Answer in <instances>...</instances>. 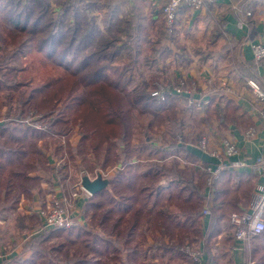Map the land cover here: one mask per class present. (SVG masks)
<instances>
[{
  "label": "trees",
  "instance_id": "1",
  "mask_svg": "<svg viewBox=\"0 0 264 264\" xmlns=\"http://www.w3.org/2000/svg\"><path fill=\"white\" fill-rule=\"evenodd\" d=\"M8 1L12 11L5 18L15 31L10 35L11 48L0 37L3 46L2 49L0 45V91L17 93L15 99L8 98V103L12 112L19 115L12 126L0 123V200H7L6 207L14 209L18 199L28 197L37 185V178L26 174L31 170L29 164L34 160L45 163L43 157L36 158L39 157L36 142L44 133L20 126L23 115L27 117L31 112H41L43 118L49 116V133L66 134L79 128V142L74 148L69 146V152L70 158L79 157L85 171L92 169L87 159L90 153L103 168H117L107 180L108 188L92 195L85 204V213L93 212L92 223L102 228L107 238L81 228H56L35 237L29 249L30 257L13 264H105L102 257L115 259V264H146L144 258L148 252L151 256L168 255L173 259L182 255L177 249L189 235L212 238L218 222L223 225L231 212L242 211L250 199L252 178L224 170L210 207L209 218L214 217L213 224L210 223L215 228L206 233L201 231L200 188L204 167L214 165L215 161L201 162L188 149L190 144L171 142L168 148L156 149L155 144H150L147 132L153 128L168 129L165 137L171 140L176 134L182 135L184 119L174 112L175 100L157 105L147 91V84L129 89L131 75L138 69L136 63L131 64V56L121 67L114 65L121 51V46H117L121 43L118 34L127 22H116L108 16L102 21L105 35L91 15V5L82 0ZM16 38L18 42L14 44ZM25 38L32 43L34 51L61 67L63 75L37 84L20 81L6 85V75L16 77L25 68L23 64L21 68L17 66L24 52L21 39ZM70 56L72 60L68 59ZM3 65H11L10 70ZM232 110L236 109L230 98L224 107L209 106L205 112L227 122L232 119ZM139 116L145 118V123L137 126L135 119ZM207 118L198 121L197 126L208 121ZM68 124L72 126L68 128ZM137 135H142L137 139L141 144L131 146ZM149 156H155V160ZM134 161L143 163L134 168ZM163 180H167L165 186L161 184ZM149 231L153 232L154 245L146 248L143 243H147L145 237ZM114 236L116 241L111 240ZM52 238L56 242L47 244ZM206 254L209 255L207 251ZM256 264H264L263 259Z\"/></svg>",
  "mask_w": 264,
  "mask_h": 264
},
{
  "label": "rangeland",
  "instance_id": "2",
  "mask_svg": "<svg viewBox=\"0 0 264 264\" xmlns=\"http://www.w3.org/2000/svg\"><path fill=\"white\" fill-rule=\"evenodd\" d=\"M75 1L78 2L81 0H74L73 2ZM82 1L88 4L92 0H82ZM7 2L9 1L7 0ZM169 4H170V0H167L163 4V6L161 7L160 15H161V20L163 22L165 33L168 36H172L174 30L173 32L168 31L166 14L164 13V9H163L166 8ZM5 10H6L5 15H8L12 11V6L8 5V7ZM93 11L94 9L91 10L92 16H94ZM2 15L3 14L0 15L1 18ZM178 15L179 12L176 14V18H175L176 20H174L175 23L177 21ZM94 18H95L94 21L98 22V24H100L99 21L103 20V18L99 19L100 16H98V18L97 17ZM2 23H3L2 20H0V24ZM175 23H174V29H175ZM1 38H3L5 41H8L10 45L9 48L13 46V44H10L12 38L10 37L9 34H7L6 31L3 32V36ZM17 38L14 44L18 42ZM21 41L23 42L22 46L24 52L22 54V58L20 59L21 61L20 63H18L17 66L18 68H21L25 65V68L17 72L16 77L14 76L9 77V75H6V77L8 76L5 80L6 85L16 84L20 81H28L31 84H37L39 82L45 81L50 77L63 75L64 71L61 67H58L57 65L53 64L43 54L41 55V53L34 51V49L31 46L32 43L29 41V39L25 38L23 40L21 39ZM0 45H1V41H0ZM1 48L3 49V46ZM119 54L113 61L114 65L119 64V67L125 64L126 61L130 60V56L138 60L137 54L133 56L130 53L126 52L124 53L123 58H121ZM68 59L72 60L73 56L68 57ZM139 65H141V63ZM10 68L11 65L5 67L6 70H10ZM183 68L184 67L182 63L175 61V63L172 64L171 66H166L165 68H163V70H161L162 72H164L163 74L165 77L163 76V74L159 75L158 73H156L157 70L154 65L153 68L138 66V69H136V71L133 72V74L131 75V79L128 85L129 89L141 88L144 87L143 84H147L146 85L147 91L149 92V95L153 101H155L154 100L155 98L153 99L151 96L153 94V91H157L159 89L164 90L166 91L164 103H167L169 100L176 101V108L174 112L177 113L178 115L177 117L179 119L183 118V116L186 115L192 117L191 123L190 121H185V119L183 118L184 127H185L184 132L182 135L176 134L173 140H171V138L167 136L165 137V134H167L168 129L161 127L155 130V128H153L150 132H147V134L150 135L149 136V138L151 139L150 144L156 145L153 147L154 149L158 147L168 148V144H171V142L175 144H184V145L190 144L196 147L199 151L203 152L204 154H207L208 156H210L209 153L211 152L214 153L220 151L221 149L220 146L221 144H223L224 141L230 144H235L231 139L224 138L220 141L219 144L216 145V148H213L211 146L208 129L211 127L212 121L218 122V119H216L212 114H207V112H205L204 109L199 110L195 106L187 107L190 99L192 97H195V95H198V97L201 99L205 97L201 96L198 93L197 83L194 80L188 79L185 73L186 70H184ZM125 69L129 70L128 68ZM177 73L179 74V76H176V78L174 79L169 78V76L174 77L175 75H177ZM166 79L168 81H166ZM0 81H2L1 78ZM218 87H220L219 89L224 95H229L233 93L232 86L230 84H224L222 80L218 82ZM171 90L175 92V95L173 96L171 95ZM80 92H82V89L80 90ZM16 96L17 93L0 91V123L2 122L3 124H9L8 126H12V124L16 119V116L19 115L18 112L17 113L12 112L11 107L8 103V98L10 99V97H12L13 99H15ZM88 101H90L88 103L92 104L91 100ZM224 101H226V98L221 103H219V105L224 107L225 105ZM157 105H161V103L160 104L158 103ZM204 106L208 108L209 106L212 105L211 102L208 100L207 104H204ZM205 116L208 117L207 118L208 121L202 123L200 126H197L198 123L197 121L195 122V120L198 117H201L200 119H198V121H203ZM135 120L138 122L137 126L143 125L145 123L144 117L139 116ZM49 121H50L49 116L43 118L41 112L40 113L31 112L27 115V117L23 115V118L20 123L21 128H23L24 130L35 129L34 131L39 130L42 131L41 133H44L43 135H40L39 139L36 142L37 145L36 149L39 154V157L36 158L41 159L43 157L45 163L39 160H34V162H31L32 165L29 164L31 170L26 171V174L28 173V176L37 178L38 180L36 183L37 185H34L35 187L32 189L31 194L28 197L21 196L20 199H18V204L14 209H8L6 207L8 204L7 200L4 201L0 200V253L2 255L3 264L7 261H10V263L13 264L14 262H17L20 259H26L27 257L29 258L30 257L29 249L30 246L32 248L33 239L37 236L42 235L44 232L47 231L51 232L55 230V228L49 229L45 225V222L52 211H58L61 214L62 219L64 221L62 226L63 229L74 230L77 228H81L92 232H98L99 234H101V236L107 238L102 228L99 229V227L97 228V226L92 223L91 216L93 212H88L87 214L85 213L86 201L92 195L90 194L88 195L86 192L82 191L80 189V185H81V179L84 176L89 178L91 181L96 179L97 177H100L103 180H108L112 175L116 173L117 168L110 166L103 168V166H101L100 164L98 163L96 164L93 154L90 153L87 159L90 160L91 164L89 165L90 168L92 169H89V171H87L88 170L87 169L85 171V167H83L82 165L83 162H81L79 157L70 158V152H69L70 150L69 146L71 148H74L79 142L80 139L79 128L76 127L75 129L66 132V134L63 133L59 134L55 132L53 134V133H49V128H50ZM220 124H224V123L219 121V125ZM71 126L72 125L70 124L67 125L68 128ZM202 128L204 129V131L202 130ZM249 130L250 128L248 130L246 129L243 132L244 138ZM62 131L65 132L66 130H62ZM45 134L47 135L45 136ZM254 136H255V132H254ZM136 137L133 138V140L130 142L131 146L135 144H141L138 143L137 139L141 138L142 135L141 136L137 135ZM202 142L204 144H202ZM149 158L155 160V156H149ZM142 163L143 161H134L132 163V166L134 168H137ZM204 173L205 174H204L203 186L200 188V193L203 201L202 202L203 208L201 210L200 220L203 219V215H202L204 209L203 197L208 187V180H209V174L207 173V165L204 167ZM220 177L221 175L219 176L217 181L213 184V186L210 188L213 192L217 188L218 183L220 182L221 179ZM161 184L165 186L167 184V180L161 181ZM252 192H253V188L251 193ZM213 195L214 194L212 193V196ZM80 200H84L83 202H80V206L82 205V207L77 208V202ZM2 207H5L4 210L2 209ZM242 212H244V210H242L240 213ZM232 213H236V212H231L230 214ZM226 218H228V216ZM226 220H225L226 222L222 225L223 231L226 230L227 228L229 218ZM211 222L212 224L214 222L213 215ZM67 223L70 225L66 226ZM211 227H213L212 229L210 228V230L212 231L215 227L214 225H211ZM158 233H156L155 235L157 238L160 237ZM152 235L153 232L149 231V233L145 237L147 243L146 242L143 243L144 247L149 248L154 245ZM225 238H229V233L223 235V238H220L219 240L213 237L212 238L207 237L206 239L205 238L202 239V237L199 235L196 237L195 235H189V239L187 240L190 241L186 240L182 244V246H180L177 249L179 253L182 255L174 256L172 257L173 259H170L171 257H169L168 255H162L161 257H158V255L151 256L150 252H148L145 254V258H144L145 263L146 264H200L201 262H196L195 260L193 261L191 256L193 255L195 259H198L203 255V252L204 254H206V251L211 258L215 257L216 255L219 256L222 255L224 250L227 249V246H229V243L226 242ZM111 240L116 241V237L115 236L112 237ZM55 242L56 239L52 238L49 240L47 244H53ZM201 242L205 244L204 246L206 248V251L204 249V246L202 248ZM255 248L256 250L253 251V249ZM251 251H252V255H251ZM243 252L246 256L245 264L246 263L256 264L258 260H262V259L264 261V234L258 238H255L254 240H251V244H249V246L246 247V250L244 249ZM220 258L223 259V257H219V259ZM252 258H254V260ZM101 260L105 264L116 263L115 259H106L105 257H102ZM122 260H124V258H122Z\"/></svg>",
  "mask_w": 264,
  "mask_h": 264
},
{
  "label": "crops",
  "instance_id": "3",
  "mask_svg": "<svg viewBox=\"0 0 264 264\" xmlns=\"http://www.w3.org/2000/svg\"><path fill=\"white\" fill-rule=\"evenodd\" d=\"M166 1L92 0L88 5H91V10L94 9L93 17L105 19L109 16L116 22H127L126 28L118 34L121 43L117 46L123 45L119 54L121 58L126 52L133 56L138 54V60L133 58L131 64L147 68H153L154 65L159 75L164 73L161 71L163 68L178 61L183 64L188 79L197 83L198 93L208 99L212 106H221L219 103L225 98H231L236 109L232 110V119L220 121L224 123L220 125L219 121H212L208 129L210 143L213 148L224 138L235 143L237 154L230 161L244 162L246 166L238 170H227L251 176L254 189L256 184L264 183V175L253 166L264 155V103L256 98L246 81H254L264 93V60L255 62L251 51V45L264 44V0H212V3L199 11L181 9L172 36L165 33L160 15ZM8 5L7 0H0V15L3 14L2 18L0 16L3 22L0 24V37L4 31L13 35L14 29L4 16ZM102 21H99L100 24L95 23L105 34ZM113 32L117 33L115 30ZM176 76L179 74L169 78L174 79ZM220 80L232 86V94H222L218 87ZM183 118L190 123L192 121L189 115ZM249 128L255 132V136L245 139L243 132ZM188 149L201 162L213 160L192 145ZM220 178L221 182L223 177ZM250 199L242 210L247 209ZM83 201L77 202V208L82 207L80 202ZM210 222L209 217L200 220L203 233L210 229ZM217 225V231H212L213 238L219 240L229 233V238H225L229 246L222 255H213V258L203 253L201 264H245L244 246L234 241L232 228L227 224L223 231L222 223L218 222Z\"/></svg>",
  "mask_w": 264,
  "mask_h": 264
},
{
  "label": "built area",
  "instance_id": "4",
  "mask_svg": "<svg viewBox=\"0 0 264 264\" xmlns=\"http://www.w3.org/2000/svg\"><path fill=\"white\" fill-rule=\"evenodd\" d=\"M210 3H212V0H170V4L166 8H163L164 13L166 14L168 31L173 32L175 23L174 20H176V14L179 12V10L190 9L194 11H199L201 10V8L206 7ZM251 51L253 55V60L255 62H260L264 60V44L259 43L251 45ZM246 83L252 89L256 98L264 103V93L260 90L258 84L251 80H247ZM171 95H175V92L172 90ZM151 96L153 99L155 98L154 100L157 104H162L165 102L166 91L159 89L157 91H153V94ZM207 102L208 99H201L198 97V95H195V97H192L190 99L187 107L195 106L197 109L203 110L206 107L204 106V104H207ZM252 137H254V131L250 129L246 133L245 138L251 139ZM202 144L204 143L202 142ZM220 147V151L209 153L210 157L215 161V164L207 166V173L209 174V188L207 187L203 197V217H209L211 214L210 207L212 205L213 191L210 188L217 181L221 173L227 169L238 170L246 166V164L243 162L230 161V159L234 157L235 154H237L235 144H230L224 141ZM253 166L256 171H258L261 175H264V155L258 158ZM81 185L80 189L89 195V193ZM63 223L64 221L62 219L61 214L58 211H52L49 214L45 225L49 229H56L62 228ZM229 224L233 231L234 240L236 242H240L244 246L243 251L244 249L246 250V247H248L249 244H251V240H254L255 238H258L264 234V183L256 184L251 194L250 203L248 204V207L246 210H244V212H236L230 214ZM69 225L70 224L68 223L66 224V226ZM202 257L203 255L200 258L195 259L193 255L191 256L192 260H195L196 262H201ZM1 260L3 259L0 253V261Z\"/></svg>",
  "mask_w": 264,
  "mask_h": 264
},
{
  "label": "water",
  "instance_id": "5",
  "mask_svg": "<svg viewBox=\"0 0 264 264\" xmlns=\"http://www.w3.org/2000/svg\"><path fill=\"white\" fill-rule=\"evenodd\" d=\"M81 184L90 195H94L97 192L105 189L108 186V181L103 180L100 177H97L96 179L91 181L89 178L84 176L81 179Z\"/></svg>",
  "mask_w": 264,
  "mask_h": 264
}]
</instances>
